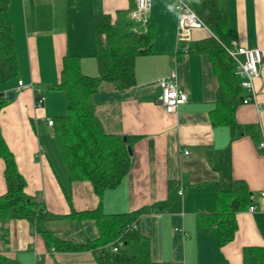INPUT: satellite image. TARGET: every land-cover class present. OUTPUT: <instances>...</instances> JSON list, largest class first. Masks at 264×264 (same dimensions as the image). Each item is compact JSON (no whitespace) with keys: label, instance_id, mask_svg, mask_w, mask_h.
I'll return each mask as SVG.
<instances>
[{"label":"crops","instance_id":"1","mask_svg":"<svg viewBox=\"0 0 264 264\" xmlns=\"http://www.w3.org/2000/svg\"><path fill=\"white\" fill-rule=\"evenodd\" d=\"M216 3L227 15L230 46L263 53L253 80L254 100L239 104L234 112L238 125L258 133L257 145L248 133L230 140L228 128L212 125L217 79L206 54L185 52L210 33L193 29L189 40L178 42L173 0H151L145 25L130 21L133 0L8 1L2 17L14 32L18 76L0 84L2 98L14 91L12 100L0 109V131L25 180L24 192L44 212L61 216L45 224L57 238L74 244L95 240L94 221L67 216L93 210L99 201L104 214L130 213L168 202L165 212L138 219V231L150 241L147 264H218L221 257L229 264H242L243 248H264V150L258 148L264 143V0ZM99 14L108 15L122 32H144L148 25L155 31L152 53L135 60L134 85L115 91L102 83L92 96L95 115L106 133L134 137L129 171L101 199L89 182L69 183L68 176L63 177L64 164L50 136L52 127L45 123L65 112L64 94L50 88L61 82L64 56L80 57L82 74L97 75L93 19ZM172 68L187 102L167 113L159 102L158 80L168 77ZM18 81L32 89L21 90ZM3 170L0 159V195L6 191ZM232 180L246 184L255 209L250 213L249 206L236 214L233 240L218 248L216 228L197 231L196 217L214 212L216 192ZM0 254L19 264H97L90 252L48 251L25 220L0 221Z\"/></svg>","mask_w":264,"mask_h":264},{"label":"trees","instance_id":"2","mask_svg":"<svg viewBox=\"0 0 264 264\" xmlns=\"http://www.w3.org/2000/svg\"><path fill=\"white\" fill-rule=\"evenodd\" d=\"M9 0H0V84L15 80L18 62L12 26L2 14ZM190 7L210 33L209 37L193 43L186 53L194 51L208 56L217 79L214 109L210 120L214 127H226L230 140L248 133L258 144V133L252 127L242 128L234 120L235 109L241 104L243 91L235 73V64L227 53L230 47L227 15L220 10L216 0H188ZM96 76H86L80 71V57L66 55L61 63V82L50 88L64 94L65 112L53 118L52 134L59 156L65 166L69 183L89 182L92 192L101 199L106 190L116 188L130 169L127 147L134 137L106 133L94 112L92 96L102 83L123 91L134 85L136 58L152 53L154 27L144 32H122L108 15H95L93 19ZM6 98L0 94V109ZM125 138V141H123ZM0 159L4 163L6 191L0 195V221L25 220L33 233L42 237L48 251L61 253L90 252L97 264H147L150 263V241L137 229L142 215L163 213L169 203L147 206L130 213L104 214L100 201L90 211L72 212L71 220H92L98 230L95 240L74 244L60 240L46 228V222L61 216L44 212L39 202L25 192V180L20 174L14 156L0 131ZM66 199L71 204L70 195ZM251 204L250 192L241 180H232L216 192L215 210L196 217V230L207 231L215 227L218 248L230 243L235 235L236 214ZM118 240L123 246L112 253L110 245ZM242 264H264L263 247L242 249ZM0 264H19L15 259L0 254ZM218 264H229L224 258Z\"/></svg>","mask_w":264,"mask_h":264},{"label":"built area","instance_id":"3","mask_svg":"<svg viewBox=\"0 0 264 264\" xmlns=\"http://www.w3.org/2000/svg\"><path fill=\"white\" fill-rule=\"evenodd\" d=\"M173 1L177 11L176 33L178 42L189 40V34L193 29H206L202 21L190 7L188 0ZM150 3L151 0H133V8L129 12L130 21L135 24L145 25L147 23ZM227 53L235 64V73L239 79L240 87L246 92L241 103L247 104L253 102V80L258 75V67L262 63L263 53L257 48L247 49L235 45H231L227 49ZM239 56L242 57V60L238 59ZM175 77V68H172L168 77H161L158 80L160 89L159 102L167 113H174L178 107L187 102V94L178 86ZM17 85L21 90L32 89L31 85H24L21 81H18ZM42 102L43 99H39L37 106H40ZM45 123L49 127L53 126L52 119H46ZM258 148L264 150V143H260ZM184 155H188V151H184ZM178 195L182 197V188L178 191ZM254 209L253 206H250L248 211L251 213ZM175 230L178 231V229ZM122 246L123 242L118 240L115 244L110 245V250L112 253H116Z\"/></svg>","mask_w":264,"mask_h":264},{"label":"water","instance_id":"4","mask_svg":"<svg viewBox=\"0 0 264 264\" xmlns=\"http://www.w3.org/2000/svg\"><path fill=\"white\" fill-rule=\"evenodd\" d=\"M13 96H14V91H10V92L6 93V97L8 100H12ZM123 141H125V138H123ZM127 152L129 154V156H131V149L129 146L127 147Z\"/></svg>","mask_w":264,"mask_h":264},{"label":"rangeland","instance_id":"5","mask_svg":"<svg viewBox=\"0 0 264 264\" xmlns=\"http://www.w3.org/2000/svg\"><path fill=\"white\" fill-rule=\"evenodd\" d=\"M50 136H52V130H50ZM53 141H54V138H53ZM54 144L56 145L55 141H54ZM56 148H57V147H56ZM49 153H50V152H49ZM50 154H51V153H50ZM61 164H62V163H61ZM62 166H63V165H62ZM63 177H65V178L67 177V175H66V170H65V167H64V166H63ZM64 224H65V223H64ZM64 224H63V225H64ZM63 225H62V226H63Z\"/></svg>","mask_w":264,"mask_h":264}]
</instances>
